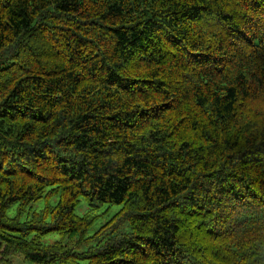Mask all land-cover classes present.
Returning a JSON list of instances; mask_svg holds the SVG:
<instances>
[{
    "label": "trees",
    "instance_id": "1",
    "mask_svg": "<svg viewBox=\"0 0 264 264\" xmlns=\"http://www.w3.org/2000/svg\"><path fill=\"white\" fill-rule=\"evenodd\" d=\"M16 256L264 264V0H0Z\"/></svg>",
    "mask_w": 264,
    "mask_h": 264
},
{
    "label": "rangeland",
    "instance_id": "2",
    "mask_svg": "<svg viewBox=\"0 0 264 264\" xmlns=\"http://www.w3.org/2000/svg\"><path fill=\"white\" fill-rule=\"evenodd\" d=\"M53 202H54V201H53ZM42 206H43V202H42V201H40V202L34 204V208H36V209H40ZM119 208H120L119 206H112V207H111V210H110V212H109L108 217H106V218H100V219L94 224L93 228L91 229V232H93L94 230H96L97 227H98L100 224H102L105 220H107V219H108L113 213H115L116 211H118ZM84 210H85V206L82 205V206H81V212H84ZM14 211H15V209L12 208V209L10 210L9 214H10V215H13V214H14ZM56 237H57L56 234H54V235H53V234L48 235V236L46 237V239H45V242H50V241L54 240ZM13 260H14V263H15V264H25L24 261H23V259H22L20 256H16Z\"/></svg>",
    "mask_w": 264,
    "mask_h": 264
}]
</instances>
